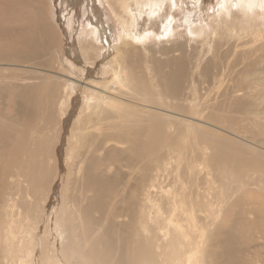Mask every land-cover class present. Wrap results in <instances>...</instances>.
Segmentation results:
<instances>
[{"label": "bare ground", "instance_id": "1", "mask_svg": "<svg viewBox=\"0 0 264 264\" xmlns=\"http://www.w3.org/2000/svg\"><path fill=\"white\" fill-rule=\"evenodd\" d=\"M0 5V179L22 180L0 182V198L11 200L2 207L11 220L7 238H0L5 259L12 264H131L134 243L143 248L142 264H153L145 247L152 224H145L144 239L130 232L136 225L134 192L150 175V167L136 157L145 149L149 160H167L157 171L158 185H152L161 193L160 215L150 216L162 226L158 240L173 243L185 221L195 227L210 219L211 211L228 210L224 221L232 228L219 240L213 264L264 263L241 256L234 230L259 224L264 231V201L250 203L240 189L227 191L230 168H264V0H59L57 22L76 27L79 36L64 60L53 50L45 17L17 0H0ZM206 7L213 8L212 17L204 14L202 24L194 11ZM106 15L113 19L112 30L105 26L110 23ZM153 41L167 57L141 70L132 61L135 46L149 51ZM61 60L67 65L62 72L50 71ZM10 96L14 109L6 115L1 100ZM251 115L261 127L255 142L232 133ZM61 129L60 158L69 151L77 162L67 174L72 176L69 193L61 173L43 214L24 225L14 207L23 212L27 202L12 190L23 187L26 195L39 196L47 188L55 131ZM179 136L177 156L168 157ZM185 147L190 148L186 155ZM12 158L15 171L4 166ZM169 177L179 188H169ZM252 181H244L241 189L255 185ZM218 182L227 192L216 202L211 195ZM251 212L255 219L248 218ZM125 216L127 221L119 220ZM180 254L175 250L168 260L162 252L160 264H202L196 252L186 262Z\"/></svg>", "mask_w": 264, "mask_h": 264}, {"label": "rangeland", "instance_id": "2", "mask_svg": "<svg viewBox=\"0 0 264 264\" xmlns=\"http://www.w3.org/2000/svg\"><path fill=\"white\" fill-rule=\"evenodd\" d=\"M17 1L21 5H24L27 8H29L30 11L35 10L36 13L39 15V17L42 16L46 18L45 21L51 26V30L53 32L52 33L53 35L51 36V43L54 48L53 50L55 52V50L58 49L57 58L64 60V58L68 56V51L71 49L73 45L72 43L74 41L77 42V39L79 36L75 31L76 27L75 29H71L68 27H64L60 22H57V17H56L57 15L55 14L60 13V11L59 12L56 11V8L54 9V7H55V4H57L59 0H17ZM3 7H4L3 5H0V8L2 10H4ZM194 12H196V14H194V18H198L199 20L201 19L200 21L202 22V24H205L206 22L204 21V17L206 13L212 17L213 8L206 7L204 12L203 11L200 12L199 9L195 10ZM77 14H79V12ZM106 16L105 18H107L108 22L110 23H108V25L107 23H105V26L106 27L108 26V28L112 30L114 27L112 23L113 19L112 18L110 19L108 16L107 17ZM33 21L34 20L32 21L30 20L28 22L32 24ZM183 28L184 27L179 26L177 27V30H182ZM135 47H136V50L133 51L132 61L135 62L136 66L140 68L141 70L144 68L146 69L147 64L150 67H153V66L155 67L157 64H160L161 61H164V59L167 57V55L163 54L164 52L161 46L159 44H155L154 41L148 43L147 48L152 49L149 51H143L139 44H136ZM64 66H67V65L64 64L62 60L60 63L55 61V64L50 69V71L54 73L62 72V69ZM1 103L5 104L3 105L4 114L6 115L12 114L13 109H14V97L10 96L9 98L3 99L1 100ZM248 118L250 120L248 119V121L245 120V121L240 122L242 117L238 116L237 119L240 122V124L237 125L238 130L237 132L232 130V133L235 135H239V137L243 138L244 141L255 142V139L259 137L258 135L260 133L261 127L255 126L254 122L255 120H257L256 117L251 115ZM262 119L264 120V116ZM216 128L220 129L219 127H216ZM47 131L48 129L46 130V132ZM64 133L65 132L63 131V129H61V131H57V130L55 131V137H57V140L55 141L54 147H53V156L55 155V157L54 158L51 157L50 159V162L53 166V168L51 169V179H50V182L48 183L47 188L43 190L42 194H40L39 196H35L34 194H32V191H29L31 194L26 195L27 191H25L23 187H21L22 189H20L19 187H14V189L12 190V194L21 196V201H23V198H24L25 202H27L25 203V205L22 204L23 212H22V209L18 210L17 208L14 207L15 218L19 217L20 219H22V222L24 225H27L29 223L28 218H31L32 221H36L35 217L43 214V211L46 209L45 200L48 197H50L54 180H57L56 179L57 177L58 179H60L59 177L61 173L62 175H64L63 185L67 191V194L69 193V189L67 187L70 181L68 180L72 176L67 177V174L68 172L75 170L77 162L76 160L74 162L72 159H70L69 151L67 152V155L65 156L64 160L60 158L59 145L63 141ZM233 134L231 135L235 136ZM17 136H19V134H17ZM24 139H26V136H24ZM181 139L182 137L179 136L177 138V142L173 144V146L168 148V151L170 152V155L167 154L168 157L177 156L178 151L176 147L179 145V142L181 141ZM189 140L193 142V146H194L193 151H196V148H195L196 140H195L194 135H190ZM254 147H260L259 143H256ZM189 151H190L189 147L184 148L185 155ZM136 157L140 164L150 167L148 168L150 175H148L147 179L139 186V189L134 192L137 204L134 207L135 216L132 220V223L136 225L138 224V227L135 225V227L130 229L132 238H133L134 233L135 234L138 233L139 234L138 237L141 239H144L145 224L146 223L152 224L151 229H150V234H149V238L152 243L151 242L147 243V245H150V247L145 244L146 245L145 247L147 248L148 254H150V251L152 253V256L154 259L153 264L161 263L160 255L162 252H165V255H167L168 260L173 259L175 256V250L180 251L181 253L180 255L184 262L187 261V256L189 254H191L192 252H196V255L200 263L213 264V252L220 251V249L218 248V245L220 244L219 240L225 237L227 235V232L232 228V225L230 223L224 221L225 213H227L228 210L226 212H217L216 210V213L211 211L210 219L207 218V220L205 219L204 221L197 222L195 227L190 226L189 220L185 221L183 224V228L181 229V232L179 230L180 234L176 235V240L173 243L168 242V241L158 240L159 239L158 236H160L159 235L160 228L162 226L157 227L156 226L157 224L155 225L151 221L150 216L153 215L154 217L156 216L159 217L160 215L159 211L156 210V208L158 207L157 201L159 202L161 193H159L160 191H156L155 189H153L152 185L158 183L157 171L159 168L163 169L165 167V163L167 162V160H164L161 163L157 162V160H154V159L149 160V158H147L146 156L145 149H142L141 151L136 153ZM193 163L198 164V161L196 162L194 161ZM5 165L10 171H15L17 163L14 160V158H12L10 162H5L4 166ZM177 171L178 170H175L176 173ZM112 172L113 171L110 170L109 173L111 174ZM176 173H173V177L176 176ZM220 174L223 176L222 171L220 172ZM228 176H229L228 177L229 181H228L227 187L229 188V190L227 191L232 192L237 189H240V194L247 197L249 199L248 202L250 203L253 202L254 200H255V204L258 202H262V200L264 201V168L259 167V166H253L251 164H245L244 166H242V168L240 166V168L235 171L233 170V168H230ZM18 180L22 181L20 179L13 178L11 176L10 177L3 176L0 179V182L1 183H4V182L11 183L12 181H14L17 183ZM247 180L249 181L253 180L252 182L255 183V185L241 189V185L243 184L244 181H247ZM168 182H169V188H172V189L179 188L178 186L175 187L176 186L175 178L170 179L169 177ZM23 185L24 184H22V186ZM204 186L205 185H203V187ZM214 189L215 191L213 192V195H211V198L214 201L218 202L224 197V192H227V191L225 188L221 186V182H218L217 184H215ZM82 195L85 196V193ZM236 196H238V193L235 194V197ZM170 198H173V195ZM10 201L11 200L9 196H3L2 198H0V212H1L0 238L2 240H5L7 238L6 236L7 226H8V223H10L11 221L9 220L8 217H6V211L5 210L2 211V207L6 204H9ZM29 202H31L32 205L28 206ZM34 202H37V204H35ZM247 203H245L243 207L247 208L249 205H251L250 203L249 204ZM36 205L38 206L36 207ZM252 206L253 205H251L250 208H252ZM27 207L29 209H27ZM218 215L220 216L218 217ZM248 218L255 219V216L251 212L248 214ZM119 220L127 221L126 216L124 217V219L120 218ZM250 227L252 228L250 229ZM137 228L138 230L136 231ZM234 230L239 235L237 246L239 248L241 256L246 257V258L250 257V258L257 259V260L258 259L264 260V237H263L264 231L262 230V226L259 224H253V225L246 224V228L237 229L234 227ZM135 239L136 237H134V240ZM159 246L160 248H158ZM249 248L251 252L247 254L248 253L247 250ZM129 250H130L129 258H130L131 264H142L143 263V254H142L143 248L141 244L139 246H136L134 245V243H131ZM5 252H6L5 247L3 245H0V264H12L11 261L5 259ZM258 264H264V263H258Z\"/></svg>", "mask_w": 264, "mask_h": 264}]
</instances>
